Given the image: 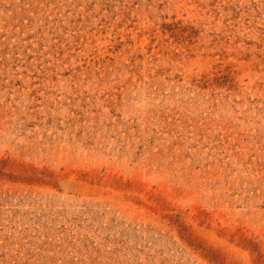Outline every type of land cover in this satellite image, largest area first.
<instances>
[{"label": "rangeland", "instance_id": "obj_1", "mask_svg": "<svg viewBox=\"0 0 264 264\" xmlns=\"http://www.w3.org/2000/svg\"><path fill=\"white\" fill-rule=\"evenodd\" d=\"M0 264H264V0H0Z\"/></svg>", "mask_w": 264, "mask_h": 264}]
</instances>
